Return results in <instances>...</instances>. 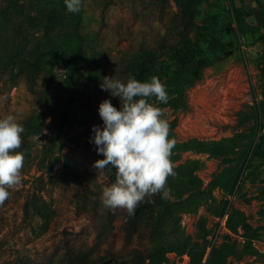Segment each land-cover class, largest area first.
<instances>
[{
  "label": "rangeland",
  "instance_id": "374dc122",
  "mask_svg": "<svg viewBox=\"0 0 264 264\" xmlns=\"http://www.w3.org/2000/svg\"><path fill=\"white\" fill-rule=\"evenodd\" d=\"M196 4L187 40L203 52L198 80L186 88L183 109L172 107L167 77L160 81L168 102L151 100L176 142L167 179L174 206L144 213L129 241L120 229L127 211L100 199L112 183L93 167L103 156L91 130L103 127L101 102L119 106L103 79L124 82L122 63H144L122 50L143 43L159 54L161 38L179 41L175 2L82 0L80 52L71 41L47 58L33 94L15 67L3 72L0 118L12 114L23 126L17 151L25 160L22 185L0 205V264H61L70 254L107 264H190L188 250L203 246L202 264L214 252L226 264H264V120L238 123L263 99L264 0Z\"/></svg>",
  "mask_w": 264,
  "mask_h": 264
},
{
  "label": "trees",
  "instance_id": "16d2710c",
  "mask_svg": "<svg viewBox=\"0 0 264 264\" xmlns=\"http://www.w3.org/2000/svg\"><path fill=\"white\" fill-rule=\"evenodd\" d=\"M178 9L176 17L180 33L178 42H171L163 38L157 41V48L161 53L150 50L143 43L136 48L131 46L122 50L130 58H140L144 63L133 65L132 61L122 63L124 82L129 75L140 82L149 81L152 76L159 79L169 78L174 99L173 108L183 109L185 106L186 88L193 80H198L201 64L204 60L203 52L191 45L187 40V31L191 29L197 0H173ZM81 12L69 13L64 0H0V77L5 70L15 67L23 78L27 90L33 94L45 61L56 50L67 47L69 42L76 43V50L80 52L83 37L80 35ZM209 45V49L212 48ZM164 56H169L164 60ZM260 80L264 87V53L260 59ZM118 110L119 98L115 97ZM248 113H239L238 123L244 126L249 122L264 120V92L263 99L248 107ZM264 140V136L261 137ZM104 159V157H103ZM67 168V167H66ZM107 171V178L115 182V170ZM70 172V169H67ZM169 189L170 187L167 186ZM174 206L170 200L163 199L161 194L150 196L138 205L134 215L126 214L121 231L125 240L129 241L137 232V227L144 213L153 214ZM187 207H183L184 210ZM153 219V218H152ZM230 231H235L229 227ZM206 247L188 250L190 264H202ZM137 260L139 253L133 255ZM116 264H129L116 261ZM102 256L88 257L84 254H70L62 259L61 264H107ZM205 264H226L225 257L217 252L211 253Z\"/></svg>",
  "mask_w": 264,
  "mask_h": 264
},
{
  "label": "clouds",
  "instance_id": "9594fccd",
  "mask_svg": "<svg viewBox=\"0 0 264 264\" xmlns=\"http://www.w3.org/2000/svg\"><path fill=\"white\" fill-rule=\"evenodd\" d=\"M64 4L75 14L81 10L82 0H64ZM101 89L119 98L120 109L105 99L98 107L103 127L91 130V143L97 155L104 157L93 167L101 174L115 170V183L103 188L100 199L106 208L124 209L131 216L146 197H170L167 179L175 175L171 156L176 142L169 138L170 125L162 109L151 102L155 98L166 104L169 97L157 76L145 82L131 75L126 82L105 77ZM23 132L14 115L0 118V205L10 197L9 189L22 185L25 156L17 149L21 148Z\"/></svg>",
  "mask_w": 264,
  "mask_h": 264
}]
</instances>
